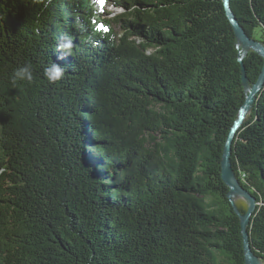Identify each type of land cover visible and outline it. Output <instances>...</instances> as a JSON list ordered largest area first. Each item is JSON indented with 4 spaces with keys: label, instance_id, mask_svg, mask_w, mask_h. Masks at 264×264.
Instances as JSON below:
<instances>
[{
    "label": "trees",
    "instance_id": "1",
    "mask_svg": "<svg viewBox=\"0 0 264 264\" xmlns=\"http://www.w3.org/2000/svg\"><path fill=\"white\" fill-rule=\"evenodd\" d=\"M229 1L264 46V0ZM240 53L223 0H0V264H244L220 165ZM242 63L255 85L264 58ZM231 164L264 264V85Z\"/></svg>",
    "mask_w": 264,
    "mask_h": 264
},
{
    "label": "water",
    "instance_id": "2",
    "mask_svg": "<svg viewBox=\"0 0 264 264\" xmlns=\"http://www.w3.org/2000/svg\"><path fill=\"white\" fill-rule=\"evenodd\" d=\"M224 7L226 11L227 18L233 28L237 45L241 49V53L239 56V61L241 65V78L242 85L244 88V92L246 95L245 101L241 108L239 109L237 119L234 121L232 127L229 130V133L226 137V141L224 143V148L221 156V178L223 183L229 188V192L227 194V199L230 201L234 212L237 214L240 220V231L242 237V248L244 255V264H262L260 258L252 251L249 233L247 231L248 226L250 225L251 216L254 213L257 204L254 196H252L238 181L237 177L232 168L231 164V155H232V145L235 138L236 133L239 131L241 125L243 124L247 113L252 109L253 104L255 102V96L261 90L264 85V67L262 72L259 75V78L255 85L250 86L248 84V80L246 77L245 68L242 63V58L247 55L249 51H254L257 54L261 55L264 58V46L250 39L242 26L239 24L238 20L232 13L230 9V1L223 0ZM243 200L247 203L248 209L245 214H241L235 205L236 200Z\"/></svg>",
    "mask_w": 264,
    "mask_h": 264
},
{
    "label": "clouds",
    "instance_id": "3",
    "mask_svg": "<svg viewBox=\"0 0 264 264\" xmlns=\"http://www.w3.org/2000/svg\"><path fill=\"white\" fill-rule=\"evenodd\" d=\"M71 47V42H66L61 45H58V51H61L64 53V55H67L66 52L67 49ZM63 58V56L61 57ZM66 72L65 67L60 66L56 63H51V65L44 70V76L47 78V80L50 83H55L57 81H60L64 74ZM33 79V74L31 70L30 65H25L18 67L14 70L12 75V83L15 84L17 81H28L31 82Z\"/></svg>",
    "mask_w": 264,
    "mask_h": 264
},
{
    "label": "snow or ice",
    "instance_id": "4",
    "mask_svg": "<svg viewBox=\"0 0 264 264\" xmlns=\"http://www.w3.org/2000/svg\"><path fill=\"white\" fill-rule=\"evenodd\" d=\"M93 2L99 7L100 11L102 12L105 0H93ZM93 23L96 24V21H93ZM97 31L107 32L109 31V29L105 25L97 24Z\"/></svg>",
    "mask_w": 264,
    "mask_h": 264
},
{
    "label": "rangeland",
    "instance_id": "5",
    "mask_svg": "<svg viewBox=\"0 0 264 264\" xmlns=\"http://www.w3.org/2000/svg\"><path fill=\"white\" fill-rule=\"evenodd\" d=\"M106 10L108 11V12H111V16L113 15V14H116V13H119V12H121L122 10L121 9H119V8H115V7H113V6H111V5H108L107 7H106ZM259 93V92H258ZM257 93V94H258ZM250 112V111H249ZM248 112V113H249ZM248 113H247V115H246V117L248 116ZM239 200V199H238Z\"/></svg>",
    "mask_w": 264,
    "mask_h": 264
}]
</instances>
